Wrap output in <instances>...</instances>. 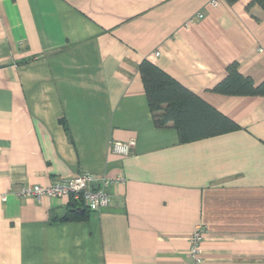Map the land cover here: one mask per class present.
Wrapping results in <instances>:
<instances>
[{
  "label": "crops",
  "instance_id": "crops-1",
  "mask_svg": "<svg viewBox=\"0 0 264 264\" xmlns=\"http://www.w3.org/2000/svg\"><path fill=\"white\" fill-rule=\"evenodd\" d=\"M250 1L0 0V264H194L198 227L199 264H264V97L213 91L231 63L264 81ZM142 62L236 128L156 126ZM81 173L111 180L110 207L20 196Z\"/></svg>",
  "mask_w": 264,
  "mask_h": 264
},
{
  "label": "trees",
  "instance_id": "trees-1",
  "mask_svg": "<svg viewBox=\"0 0 264 264\" xmlns=\"http://www.w3.org/2000/svg\"><path fill=\"white\" fill-rule=\"evenodd\" d=\"M226 1L232 4L237 0ZM250 4H257L264 10V0H251ZM225 72V78L213 88L214 92L224 96L264 97V81L255 85L249 77L238 72L236 63L226 66ZM140 75L154 124L162 127L171 122L181 142L218 135L236 128L229 118L154 65L142 62ZM70 207H73L72 212L78 219H83L88 211L73 204Z\"/></svg>",
  "mask_w": 264,
  "mask_h": 264
},
{
  "label": "built area",
  "instance_id": "built-area-1",
  "mask_svg": "<svg viewBox=\"0 0 264 264\" xmlns=\"http://www.w3.org/2000/svg\"><path fill=\"white\" fill-rule=\"evenodd\" d=\"M215 5L216 2L212 1ZM157 55V54H156ZM132 142L120 143L112 142L111 149L119 155H127L132 147ZM112 184L108 178L96 177L89 173H81L73 177H67L56 181L47 187L37 185L28 186L22 189L20 196L49 198H68L70 203L77 208L100 211L110 207L112 198L108 193V188ZM204 238L203 230L198 227L190 237V254L194 259V264H199L198 246Z\"/></svg>",
  "mask_w": 264,
  "mask_h": 264
},
{
  "label": "water",
  "instance_id": "water-1",
  "mask_svg": "<svg viewBox=\"0 0 264 264\" xmlns=\"http://www.w3.org/2000/svg\"><path fill=\"white\" fill-rule=\"evenodd\" d=\"M66 212H67V209H63V211H62L60 217L63 216L64 214H66ZM79 212H80V213H83V211H79Z\"/></svg>",
  "mask_w": 264,
  "mask_h": 264
}]
</instances>
